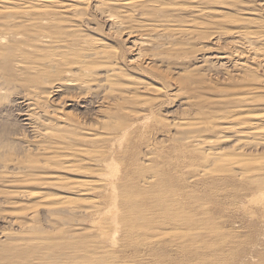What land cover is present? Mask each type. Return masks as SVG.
Masks as SVG:
<instances>
[{
	"label": "rangeland",
	"instance_id": "1",
	"mask_svg": "<svg viewBox=\"0 0 264 264\" xmlns=\"http://www.w3.org/2000/svg\"><path fill=\"white\" fill-rule=\"evenodd\" d=\"M71 1H73L75 3V5L78 6L80 9H82V8L84 9V10L79 11L80 15H81V13H83L84 19H82L83 18L82 15L80 16L79 14H77L78 16L77 15L74 16V14H73L74 17H72L71 11L70 10L67 11V9H64L65 4H66V6H69L73 3ZM71 1H66L65 3H63L61 5L56 4V5H54L55 8L54 9L52 8L51 10L54 12L59 10L57 12L61 13L63 19L66 18L65 22L68 26L67 25H65V26L70 27L69 28L70 31H78V33L81 36L83 35L82 37L86 36V37H90V38H95L96 40L99 39L100 41H103L106 45H108L110 47L113 54L115 53L114 54V56H115L114 57V64L116 65V68L120 69V67H121L122 74L124 76H126L125 80H124V78L122 79L124 81V84L130 83L131 81H133L132 79H137V80L144 81V83L147 82L148 84H153L155 86L161 85L163 88L162 87H159V88H161L162 91L164 90V87L165 88L167 87L166 90H164V92L160 93L159 97L153 96V95L149 96V95H147L148 93L147 94L141 93V92L137 93V96L143 97L142 99L140 98V100H143L145 97H151L153 99L159 100L156 103V105H158L157 108H155V110H152L153 114L150 113L151 107H148V109L147 108L143 109V112L147 113V114H143V115L149 116V118H151V120H148V122H147V120L145 122L144 120L141 119L143 117L142 114H139L136 116L135 115L129 116V114L125 115V116H123L124 114L123 115L112 114L111 115L112 119L109 116V114L108 115L106 114L107 117L108 116L110 117L109 120H111V121L108 120V122H107V120L104 118L105 114L102 115V113L100 114V113H98V111H96V110H98V108L96 106H98L100 103V100H99V103L97 102V100L99 98V93H98V97L95 96V94L90 93L91 94L90 95L91 98H90L89 94L88 95L86 94L87 93L86 89L85 90L84 89H82V90L73 89L74 90L73 93H70L73 91L72 89H69V90L66 89V90H64L65 92L63 91L57 95H56V93H53L49 97V102H48L49 106L47 108H45V110L47 109L49 111L52 109L56 110L57 114L61 115V116H59L55 113H53L54 115L49 114L50 118H52V116L55 117V118L53 117L54 119L52 118L53 120L58 118L59 119L58 122L60 124L70 123L73 121L72 124L73 125L75 124L74 126L77 127V125L80 122L81 125L80 124L79 125L82 127H85L84 125H86V129H88L87 125H88V127H91V129L94 128V126L97 127L99 124H101V122L104 121V119L106 122V123L105 122L103 123L104 126L107 125L109 122L110 123L112 122L114 128L120 127L121 125L116 124V123H122L123 121L128 125H132V124L136 123L135 125H132L134 129L131 130L132 132H130V134L127 138V140H130L132 138V141L131 142L129 141L128 143H126L128 146L125 144V146H126L125 150H127L126 156H128L129 160H127L128 158H125L124 159L125 163H124V161H118V163H117L118 166H115L114 169L116 170V173L118 174V176H122L125 174V172H127V176H129V173H130L132 175V177L134 176L135 178H138V179L144 173H145L144 176H146V175L150 176V175H152V172H150V171L160 169V170H158L159 171L158 174L159 173H160L159 175L162 174V177L164 176L163 179L165 181H163V179L160 180L162 177H160V178L156 177L158 174H156L157 173L156 172L155 173L156 175H155L154 174L155 171H154L153 175H155V181L153 183L155 185H159L161 183L159 185L161 189H159V186H156L157 187L156 188L155 185H154V188L151 189V187H153V185H151L150 190H148L149 194L144 193V192H146V190L149 187L148 188L145 187V188H147L145 190L142 187V185L140 184V182H138L139 184L137 183L136 185H138V186L140 185L141 187H139V189L133 188L131 185L135 186V183L133 181L129 180L130 177L126 178V181H128V183H127L128 187L131 186V188H132V189L131 188L129 189L127 187V192L130 193L132 191L130 193V195L128 193V196L133 195V197H134L135 195L132 193L136 194V192H137L140 194V195L138 194L139 199L146 197V200L140 199L141 200L140 201L138 199V201H140V203L142 204V206L144 205V207H142L138 211V213H137L138 215L136 214L137 216L134 215V216H136V218L134 217L133 220L137 219L139 221V223H141V226L143 228L150 224V228L153 231L151 232L149 226H147L146 229H149L150 232H148L149 234H147L145 236L144 232L141 233L143 230L140 231L137 227V224L133 225V223H135V222H133L132 225L137 227L136 232H135V230L130 231L131 234H130V236H128L130 232L129 231L126 232V228H124V230L122 231L124 234L122 232L121 233L115 232V233H113V236L111 235V238H109V241L103 242V240L101 241L100 238L97 237L98 236L97 234H99V231H98L99 228H97V227H104V228L113 229V225L110 224L111 220L109 222V218H111V216L108 215V216H100L98 218H95V220L97 219L96 220L97 223H96V225H94L93 222L95 220L92 222V219L90 220L89 217H87L88 220L85 218L81 219L84 216L81 217L82 215L80 216V214L78 215V213L59 212L57 214H52V213L47 211L48 207L53 206L56 203H58L59 202L58 199L61 197H64V196L67 198H70V199L62 200V201H66V202L68 201L67 203L71 202L70 200H72L73 198H74L73 200H79V199L85 200L83 202L85 204H81L82 202H77V201L75 202L76 206H77V204H78V206L81 204L80 206L82 207V209H84V208L87 209L88 206L90 205V203H89L90 201H94L96 203V205L98 206L97 208H103L104 209L106 206L109 205L108 204L109 200L105 196L102 197V195H100L101 194L100 191H97L98 194L96 192L95 193H93V192L88 193L89 195H86L87 197L85 195L84 196H76L72 192H70V190L65 189L68 187V185H66L65 187L59 186V188H57V187L52 188L55 185L54 183H53V185H51L53 182L52 181L53 179H51V177L55 176L57 174H60L58 176H60L62 178L64 177L66 179L64 181L71 184V186L73 183L75 184L78 182H90L93 185L94 184L98 185L101 183V177H98V176L89 177V174H83L82 175L80 172L77 173L76 171H75V173L74 172L72 173L71 171H65L64 172L63 168L61 169L63 172L60 171V173H59V171L55 170L57 168L51 169L52 168L51 167V168L47 169L48 171L47 170L46 171H40L42 173H40V172L38 173L40 176L45 178L44 181H43L42 177L39 178V176L36 175L38 177H36V176H34V177L36 179L39 178V180L42 182H40L39 180H36L35 178H32V179H35V181H32L31 182L32 184L29 182L30 185L27 183H23V182L19 183L18 182L20 185L17 184L16 186L13 187L12 184L8 185V183L6 182L7 181L6 178H2L1 177L2 175H0V182H2L0 184V189H1L0 192H2L4 189L6 190V191L4 190L2 192L4 195L2 193L0 194V264H39V263L40 264H47V263L48 264H64V263L68 264L70 262H71L70 264H80L81 261H82V263L83 262H85V263L90 262L92 264L93 263L94 264L95 263L102 264V261H103V264H105V262L107 260H110L111 254H112L111 258H113V255H114L113 251L114 250L116 253L115 256L117 255V257H119L120 259L122 258L121 260H124L123 264H125V262H130V261H131L130 262L131 264H134V263L136 264V261L141 262V263H137V264H143L144 262H146V264H155V263L159 264V262H160V264H171V262L173 264H179V263L180 264H264V202H263L264 201V178H263L264 175L263 174H262V176L260 175V177H262L261 179H259L260 177L254 178L255 173L258 172V169L255 170L254 167L258 168L259 165L263 166V164H261V162H263L264 160L259 159L260 160L259 161V160L255 159V161H254L251 159L255 163L250 161V160L249 161L246 160L247 162L251 163L250 165L253 164V166H254L253 167V166L249 165L247 167V170H246V171L251 170L249 172V174H251L253 176L252 177L251 175H249L250 178H252L251 180H249L250 179V178H248L249 176L246 179L244 178V180H241L243 177L242 174L245 171L237 172V174L239 175V177H237V178H234V177L228 175L226 172H223V171L222 172L224 174L222 173V175L221 174L219 175V173H221L220 170H223V168H221L219 166L217 167L216 165L215 166L218 169H216V167H214V166H211L213 168L211 170L209 169L208 171L209 172L214 171L213 173H215L218 170V172L216 173L217 175L213 174V176L207 175L205 178H199V177L195 178L194 177L195 173L200 171L199 167L202 165L201 156L199 154H197V152L195 151L194 148L187 146L186 142L184 143V136L182 137V135L179 134L180 137L178 138V132H180V131L175 130L176 128L175 129L173 128L174 127L173 123L175 121L179 122L180 120H182V118L186 119L187 118V117H185L186 115L189 116V118H190V116L192 118L196 114H198V116H196L198 118L194 117L195 120L198 119V120H201L202 122L206 121L205 123L210 122L211 124H215L217 127L221 128V126H223L222 124L226 121L220 120V122H219L217 120V118H219V116L222 117V116L230 115V113H233V110H234V109H230L231 108L230 104L228 105V103H227V105H226V103H223V102H226V100L231 99V98L233 99V98H235V96L237 97L239 95L240 96H246V95H248L247 93L252 91L250 93L251 96L255 95V97L256 96L262 97L263 101H264V65H263L264 61L261 59H260V61H259V59H258V61L257 60L253 61L254 59L252 58V56L246 54L247 52H243L246 54V55L244 54L245 56L244 55L243 56L236 55L238 57L237 58L235 56L234 52H231V51H233V49L231 47H229V46H232V44L229 45V43L231 41L235 40L234 43L236 42L237 47L238 46L241 47V48L239 47L238 50L242 49L243 51H245V50L247 51V49H245V46H241L240 40L236 38L238 36L240 38V33L245 31L246 29L248 31L252 30L251 32L255 33V34H256V32L259 33V31H260L261 32L260 34L264 35L263 34L264 33V5H262L264 3V0H238V1L237 0H209V1L208 0H205V1L201 0L200 1L201 7H205V8L209 7V9H211L210 11L211 12L213 11V13L208 18H200V17L192 14V11H190L188 9H193V8H191V5L196 6V4H194L192 2H191V4H190V2L186 3V7H188L187 4L189 5V7H188L187 11L183 14V20L180 21V24L186 25V29L190 28V31L192 30L193 34H191V36L194 38V40H197V42L193 41L192 38H191V40L186 39V42L188 41L187 43L190 42V44L187 45L188 47L187 46L184 47L182 45H177V46H179V49L177 46L175 47V46L170 45L169 48L172 47L171 49L173 51L171 49L167 48V46H168L167 40L164 43L165 46L160 47V49L155 48V46H154L155 50H153L154 48L151 46H142V48H140V49L142 50V53L145 54V57L152 56V55L155 57L158 55H160V56L156 57V59L158 58V61H157L158 64L156 62L154 64L151 63V64L147 65V63H149V61L145 62V59H144V63H143V61H141V63H139L138 68L141 67L140 69H136L135 67L131 66L128 62L129 59L132 57V55L137 53V52H135L134 47H132V43H131V41L134 39L133 36L137 37L136 34L132 33V35L130 34L131 36L127 35V34L131 33L130 32L131 27H129L130 25H125L126 27L124 26L123 28H122V26H120V28H119V26H112L111 22L106 21L101 14L92 10V6H93L92 4L94 2L93 0H71ZM79 1H82V3ZM87 2L89 3L88 4L89 7L87 6V8H86V6H84V4ZM221 3H224V4H221ZM225 3H226V5H225ZM234 4H236V5H234ZM57 6H59V7H57ZM223 15H225V16H223ZM76 16H77V18H76ZM79 16L82 18H80ZM85 17H86V19H85ZM67 18L68 19L72 18V19L68 21ZM236 18H238V19H236ZM197 19H199L200 21ZM221 19L222 20L225 19L224 22L221 21ZM233 20H235V21H233ZM198 21L200 23H198ZM188 22H190V23H188ZM217 22H219L220 24ZM226 22H228V23H226ZM246 23H247V25H245ZM196 24H198V25H196ZM76 25H77V27H76ZM198 27L200 28V30H197ZM125 28H126V30H125ZM240 28H242V30L243 29L244 30L242 31V30H240ZM76 29H78V30H76ZM194 29H195V33L197 31H198L197 33H200V36H198L197 33H196L197 35L194 34ZM120 30H121V32H120ZM255 30H257V31L254 32ZM214 31H217V32H214ZM223 31L226 34H224ZM220 32L225 36H223V38H222L223 40L218 41V42H220V43H218V42H215V40H213V39L216 36H219ZM204 33L206 34L207 37H205ZM143 34H146V32H144ZM207 34H209V35H207ZM208 36H211V37H209V38H211V40L208 39ZM198 38H199V40H198ZM238 41H239V43H237ZM192 42H193V44H192ZM194 42L197 44V46ZM184 43H185V41H184ZM224 43H225V46H224ZM231 43H233V42H231ZM190 45H191V48H193V49L190 48ZM260 45L261 44H257V46H260ZM211 48H213V49H211ZM161 49H163L164 51ZM165 49L167 52L165 51ZM229 49H230V51H229ZM169 50H171V51L168 52ZM193 50L195 52H193ZM158 51H160V52L163 51L162 52L163 54H161ZM222 51L224 52V54H229V55L231 54L230 56L234 58V59L232 58L233 61H237V60L240 61L241 60L242 62H245V63L247 62V65H248V67H250V69H246V70L248 73L252 74L251 76H253V77H251L250 74L245 73L246 70L241 71L239 69V71H238V69L237 70L232 69L231 66H229L230 64H228L226 66L227 68L223 67L224 70L225 69L229 70L228 74L226 71L222 70L223 68L221 67L222 68V69H220L221 70L220 72L222 74L221 75L219 72H217L218 73L217 74L214 72V70H213V72L211 71L212 70L211 62L208 64L209 66L203 65L204 63H200L201 59H199V58L201 56H203V55H209V57L215 56V54H218ZM225 51H227V53ZM155 52H156V54H154ZM170 53H172V54H170ZM184 53H185V55H183ZM146 54H147V56H146ZM173 55H174V57H173ZM164 56H165V58H163ZM180 57H182V59ZM186 57L189 59L186 60ZM241 57H242V59H241ZM159 58L160 59L163 58L162 60H164V62L160 61ZM211 60L214 62H217V60L215 58H212ZM190 61H191V63H190ZM117 62H119V63L117 64ZM161 63H164L165 66H161ZM188 65H190V66H188ZM192 65L194 67H197V68H198V66L201 67V65H202L204 72H203L202 67L201 68L199 67L200 69L198 68L197 70L195 68L197 73H191L192 75L187 74L188 72H184L186 68L190 67V69H192L191 68V67H193ZM218 65L219 64L217 63L216 66H214L215 70H216V68L217 69L220 68ZM206 67H208V68H206ZM157 69H159V72L161 74L158 72ZM208 69H211L210 71L212 73L208 72ZM230 69H232V70H230ZM251 69H252V71H251ZM155 70L158 73H156ZM168 70H169L170 76L167 74ZM205 70H206V72H205ZM102 71L104 72V70H102ZM102 71L99 70V73H102ZM222 71L224 74L222 73ZM163 74H164V76L165 75L168 76L169 79L167 78L165 81L166 76L162 77ZM197 74H198V76H197ZM229 74H230V76H229ZM246 74H248V76ZM188 75H190V76H188ZM236 75H238V76H236ZM239 76H240V79H237ZM186 77H188V79ZM190 77L192 80L190 79ZM242 77L244 80H242ZM101 78L102 77L100 76L98 82L100 80H102ZM233 78H234V80H233ZM252 78H255V79H252ZM203 79H204V81H203ZM210 79H211V82L209 81ZM248 79L250 81H248ZM162 81H164L166 84H164V82H162ZM235 82L237 84H235ZM97 83L95 84V86L97 85ZM160 83H162L163 85ZM12 87H15V86H11L10 88L8 87L10 90H9V92H6L5 94H7V93L8 94L10 93V94H9V96L6 95V98H5L6 100H4V99H3L4 101L2 100V103L8 105L9 108L14 103L13 102L11 104V102H10L11 100L14 101L15 99L22 98V99L17 100L16 104H18V102L21 103L23 99H28L26 96L27 94H25V96H24V94L19 93L20 90H22L21 92L24 91L23 88L20 87L21 89H19V88H18L19 90L16 89L17 92L19 93V94L18 93L16 94L14 89H13V91L11 90ZM25 87H24V89H25ZM182 89H184V90L182 91ZM223 89H224V91H223ZM242 89H244L245 91ZM134 90H135V92L138 91L137 87L134 88L132 90V92H134ZM218 90H219V92H218ZM230 90L232 92H230ZM234 90H236V91H234ZM25 91L27 92V89H25ZM25 91L23 93H26ZM67 91H70L69 92L70 94L69 93L67 94L66 93ZM80 91H81V93H80ZM13 92H15V94H12ZM76 93L77 94L80 93L79 96H77ZM235 93H236V95H234ZM252 93H254V95ZM64 94H67V95H64ZM71 94H72V96H71ZM83 94H86L87 96L86 95L84 96ZM225 94H227V96ZM17 95H19V97ZM92 95H94V98ZM200 95L202 96V98H200L201 97ZM250 95H248V96H250ZM3 96H5V95H3ZM63 96H64V99L62 98ZM69 96H71V97H69ZM82 96L88 97V98H83ZM79 97H80V100H79L80 104H79V102L72 101V99H75V98H76V100H78ZM95 97H97L96 101H95V99H96ZM209 97H210V100L208 102V100H206V99H209ZM223 97L225 100L223 99ZM59 98H60V100H59ZM91 99L92 100L94 99L93 101H95L97 104L95 102L91 101ZM199 99H200V101H199ZM220 100L223 104L220 103ZM185 101H187V102H185ZM90 102L93 103V105ZM183 102H185V103H183ZM189 102H190V104H189ZM75 103L78 104V107H77V104H75ZM94 103L96 106L94 105ZM186 103H188L189 106ZM72 104L75 106H73ZM184 104L186 105V107ZM192 104H193V106H192ZM20 105L21 104H18L16 108L17 109L20 108ZM88 105H89V107H88ZM254 105H255V108H254ZM254 105L253 104L247 105L248 108L246 107L247 109L245 108L244 112L248 113L247 116L249 119L247 118V120L250 124L255 123V121H257L259 119V121H257L258 123L256 122V124H258V125H256V127L260 128L261 131L260 130L259 131L260 132L263 131L262 133L264 134V129H263L264 128V121H263L264 118L262 117V115H264V102H261L258 104L256 103ZM257 105H259V106H257ZM81 106H82V108H81ZM209 106H211V107H209ZM249 106L250 107L253 106L254 109L252 107L249 108ZM49 107L50 108L53 107V108L50 109ZM190 107L193 109H190ZM196 107H198V108H196ZM9 108L6 110L8 112L10 111L9 113L4 111L3 114L4 113H6V114L0 115V116H5L2 118L3 120L0 119V142L3 143V141H5V143H3L4 145L0 143V148H1L0 154H2V156L0 155V164H2V165H0V167L2 168V170H1V168H0V170L2 171V173L3 172L5 173V171L9 172V169H12L14 173L19 171V169H15V168L13 169V167H11L12 165L9 166L7 168V170L5 169V171H3V169L5 168V164H3L1 161L2 160L4 161V159H5V161L7 162V157H8V159L10 158L9 160H13L16 163L18 161L17 167L20 168V167H22V166H20V165H22V161L25 162L24 164L27 165L28 161L32 162L31 160H34L36 158H37V160H40L41 158H39V157H43V155H44L43 154L44 152L42 153L43 155L40 156V153H38L36 150H33V149H36L35 144H33V139H32L34 136L31 135L32 133L27 127H24V125L21 122L19 123V121H21L20 117L17 116V114H15L14 112H13V114H11L12 111L9 110ZM22 108L23 107L21 105V109ZM186 108H188V110ZM194 108L196 110H194ZM199 108L202 110H200ZM241 108L242 107L239 106L237 109L239 110ZM92 109L94 112L92 111ZM184 109H186L185 110L186 112L184 111ZM192 110H193V112H191ZM214 110H215V112H214ZM203 111L205 113H203ZM229 111H231V112L229 114H226V112H229ZM260 111H262V113ZM184 112H185V114H184ZM200 112H202V113H200ZM219 112H221V113H219ZM68 113L69 114L74 113V114L69 115ZM187 113H189V115ZM257 113H258V116H260V118L257 117ZM76 114H77V116L79 115V117H77ZM221 114H222V116H221ZM252 114L256 115V116L253 115L256 120L253 118V116H251V118L249 117V115H252ZM73 115H75V116H73ZM101 115H102V118H101ZM213 115L214 116L216 115V118ZM64 116H65V118H64ZM70 116L73 118H71ZM113 116L116 120L119 118L118 120L120 122L118 120L114 121ZM128 116H129V118H128ZM201 116H202V118H201ZM6 117H8L9 119ZM62 117L64 119H62ZM210 117H211V119H210ZM261 117H262V119H261ZM37 119H39V118H37ZM68 119H70V120H68ZM202 119H204V120H202ZM250 119L252 121H249ZM64 120H67V121H64ZM212 120H215V121H213V123H212ZM60 121L63 123H61ZM76 121H79V122L77 123ZM186 121H189V120L186 119ZM82 122H84L83 123L84 125L82 124ZM214 122H218V123L216 124ZM251 122H253V123H251ZM145 123H146V125H145ZM136 125H137V127H136ZM11 129H12V131H10ZM23 130H25V131H23ZM217 130H218V128L210 131V135L208 134L209 132L208 133H206V132L202 133L201 135L208 134V135H206L208 139H215L217 137H222V138L225 137L222 144H219L220 146L217 145V147L219 146L218 149H227V148L230 149V147L232 145H234L236 143V141L237 142L242 141L243 139H244L243 141H245L250 136V135H245L244 134L245 131H243V133H241V134H235L234 132L232 133L231 131H225V130L221 129V131L218 130V132H217ZM78 131H80V130H77V132ZM139 131H140V133H139ZM27 132H28V134H27ZM175 132H177V134ZM223 132H225V133H223ZM94 133H95V131H94ZM217 133H218V135H217ZM21 134H22V136H21ZM143 134H144V136H142ZM238 135H239V137H238ZM6 136H8V137H6ZM77 136H79L78 133H77ZM79 137H81V136H79ZM129 137H131V138H129ZM133 137H134V139H133ZM14 138H16V139H14ZM83 138H85V136H83ZM198 139H200V138H198ZM263 139H264V137H263ZM50 140L51 139H49L48 142ZM227 140H229V141L227 142ZM160 141H162V142H160ZM181 141H183V142H181ZM211 141H213V140H211ZM9 143L13 146H11ZM65 144L66 143H64L62 146H65ZM41 145H46V144L43 143ZM66 145L68 146L69 149H71V151L74 150L72 148V146H69V144H66ZM148 145H150L154 151L158 149L156 151L158 153H156V154H157V156H160V157H158L160 159H158L156 155H153V153H151V152H154L153 150L150 151L151 154H148L149 153L147 151ZM156 145H158V146H156ZM8 146H10V147H8ZM48 146H49V144H48ZM48 146H45V147H48ZM52 146L56 147V145L54 146L53 144L49 147H52ZM105 146H106L105 147L106 150H107V148L108 149L110 148L109 150L113 151L112 146H110V145H108V146L105 145ZM5 147L6 148L8 147V148L6 149ZM217 147H216V149H217ZM9 148L11 149L10 150L11 155H10ZM13 148H15L14 149L15 151L13 150ZM23 148H25L26 150H24ZM39 148H41V147H39ZM87 148L89 151L94 150L93 145H91V144L88 146L86 145V147H84V150H86ZM96 149H98V148H96ZM117 149H119V148H117ZM117 149L115 148V150H117ZM20 150H21V152H20ZM30 150H31V152L28 155L27 153ZM32 150L34 151V153ZM176 150H178L179 152ZM245 152H246V150H245ZM251 152H255L254 154H257V153L261 154V153H263V149L258 148V150L254 149L252 151H247L246 154L251 153ZM15 153H16V156H14ZM19 153H22V154H19ZM24 153H25V156H24ZM177 153H178V155H177ZM184 153L186 156L184 155ZM81 154H83V153H81ZM3 155H5L4 158H3ZM51 155L54 156L55 154L54 155L49 154L46 156H51ZM152 155H153V157H152ZM83 156L85 157V155H83ZM124 156H125V154H124ZM147 156L150 157L151 159H148ZM12 157H16V159L14 160V158H12ZM246 157H248V156H246ZM20 158L22 161H20ZM23 158H25V160ZM28 158H30V159H28ZM132 158H133V160H132ZM177 158L180 160H178ZM27 159H28V161H27ZM42 159H44V157ZM83 159H86V157ZM117 159H119V158H117ZM146 160H149V161H146ZM19 161L21 162L20 164H19ZM93 161H95V160H93ZM93 161L90 162L91 165H94L95 162H93ZM155 161L156 162L158 161V162L156 163ZM88 162L89 161H87L86 163L88 165H90ZM92 162H93V164H92ZM147 162L148 163L150 162L149 163L151 165L150 168L153 169V167H154L153 170H151L148 165L145 167V163L148 164ZM256 162H257V164H256ZM24 164H23L22 168H25V167H28V168L20 169V171H19L20 172V178H22L26 169H27V171L25 173H27V172L29 173V171L31 173H33L31 171V169L33 167L31 169H29L31 167L30 163L28 166H24ZM143 164H144V166H143ZM174 165L175 166L178 165V167H175ZM186 166H187V168H186ZM160 167L162 168V170ZM164 167H166V168H164ZM60 168L61 167H59V169ZM140 168H143L144 172H141L139 170ZM219 168H221V169L219 170ZM28 169H29V171H28ZM175 169H176V171H175ZM12 170L10 172H12ZM23 170H24V172H22ZM163 170L166 172L164 173ZM190 170H191V172H190L191 177H189L190 176L189 175ZM224 170H226V169H224ZM139 172H141V174H139ZM211 172H210V174H212ZM21 173H23V174L21 175ZM28 173H27L26 177L27 178L32 177L33 174L30 173V175H29ZM172 174H174L175 177ZM28 175H29V177H28ZM44 175L47 177H45ZM26 177H23L22 180H24V178H26ZM255 179L257 181H255ZM36 181H37V186H36ZM50 181H52V182H50ZM69 181H71L73 183H70ZM157 181H159L160 183L158 184ZM170 181H172V182H170ZM253 181H255V185L253 184ZM131 182H133L134 184ZM256 182L260 185L256 184ZM38 183H40V184H38ZM165 185L168 186V189L170 188L169 191H172V193L166 191L167 187H166V189H165V187H163ZM38 186H40V187L38 188ZM48 186H49V188H48ZM77 186H79V185H74L73 187H77ZM183 187H184V189H183ZM60 188H61V190H59ZM68 188H70V186ZM155 188L159 189V191L156 190L157 191L156 195L158 196V194H159L161 196L156 197ZM258 188L259 189L261 188V189L259 190ZM81 189H83V188H81ZM141 189H143L144 191ZM164 189H165L166 193L165 192L161 193L160 191L161 190L163 191ZM174 190L177 191V194ZM5 193H6V195H5ZM141 193H144L145 195L143 194L144 196H142ZM151 193H153L154 195L151 196L150 195ZM7 194H9L10 197H8L9 195H7ZM162 194H166V195H162ZM174 194L178 195V198H176L177 196ZM13 195H14V197H13ZM148 195H150L151 198ZM179 195H180V197H179ZM134 198H137V197H134ZM177 199L179 200V202ZM133 201H132V203L134 204ZM119 203H118V206L123 207V209L121 207V209L119 210V213L120 212L123 213V214H119V217L121 218L124 216V211H122V210L126 209V207L124 208V206L119 205ZM140 203L138 202L136 206H140V205H138ZM145 203L147 205H145ZM176 203L177 204L180 203V204H178V206H177ZM147 209H150V210H147ZM151 210L154 212L152 213ZM126 211H128V210L127 209L125 210V213H127V215H128L129 212H126ZM148 211H150V212H148ZM157 212L160 215H158ZM163 212H164V214H162ZM145 213L148 215H150V213H152L151 215H154V216H151V218L148 219L149 216H148V218H146L147 215L146 216L143 215ZM103 214L104 213H100V215H103ZM50 215H51V217H50ZM127 215H125V217H127ZM75 216L76 217L78 216V219H81L82 221H80V220L78 221L77 218L75 219L74 218ZM129 216H133V215L129 214ZM56 217L60 218V220L57 219ZM52 218H53V220H51ZM55 218L57 220H55ZM177 220H178V222H176ZM90 221L92 222L91 224H90ZM115 221L117 222L118 220H115ZM121 221L122 220H119V222L123 224L124 222L123 221L121 222ZM138 221H137V223H138ZM179 221H181V222L183 221V222L181 223ZM75 222H77V223H75ZM158 222L161 224V227H162L161 229L158 227V226H160V224ZM139 223H138V225H139ZM154 223L157 224V228H156V224H154ZM179 223H181V224H179ZM78 224L80 226L81 225L82 226L80 227ZM126 224L127 223H125V225L123 224L124 227H126ZM57 225H59L60 227ZM69 225L72 227H69ZM163 226L166 227V229H165L166 232H163V231H165V230H163V228H165ZM76 227H79V228H76ZM57 228H59L61 231ZM94 228H97V229L94 230ZM158 228H159V230L162 231L165 239H164V237H162L163 239L160 238L162 236V233L160 236L157 233L156 237L157 236L158 237L155 238L153 233H155L156 231L158 232L159 231ZM146 229L144 231H146ZM64 231H67L68 233L64 232ZM85 231H88V232H85ZM89 231H91L92 233H89ZM83 232H85V233H83ZM93 232H95V234ZM134 232H135V234L133 235ZM180 232H182V233H180ZM184 232H185L184 237L187 236V238L181 239L183 235L180 236V234H183ZM220 232L222 235L220 234ZM62 233L64 235H62ZM78 233H80V234L78 235ZM164 233L169 234V235L173 234L170 236L174 237V239L172 237L170 239L169 236L166 235L168 239L172 240V242L169 241L168 239H166V236ZM177 233H180V234H178L179 237H177L175 235ZM141 234H144V235H141ZM224 234H226L227 236ZM11 235H12V237H11ZM76 235H77V237H76ZM114 235L116 237H118V239ZM4 236H5V238H4ZM69 236L72 237V240ZM81 236H82V239H81ZM95 236L97 238H95ZM153 236H154V238H153ZM190 236H191V238H190ZM197 236H200V237H197ZM217 236H219V237H217ZM225 236H226V238H225ZM234 236H235V238H234ZM129 237H130V239H129ZM142 237L145 239V241H144V239L141 240ZM175 237H176V239H175ZM147 238H148V240H147ZM150 238H152V239L149 240ZM111 239H113V241ZM115 239L120 240V242L116 241ZM80 240H81V242H80ZM135 240H137V241H135ZM86 241H88V242H86ZM111 241L113 243H111ZM143 241L144 242L147 241V243H146L147 245H145V243H142ZM151 241L153 242V245H152ZM79 242H80V244H79ZM161 242L165 246L161 245V248H160L159 245ZM95 243H97V245ZM114 243H117V244H115L116 246L110 248V246L114 245ZM155 243H157L158 245ZM81 244H83V246ZM140 244H142V245H140ZM170 244L172 245L171 249H170ZM123 245H124V247H123ZM133 245H135V246H133ZM155 245H157V246H155ZM173 245H175L174 248H173ZM81 246L84 248H81ZM126 246H128V247H126ZM158 246H159V248H158ZM176 246H177V248H176ZM179 246H182V247L179 248ZM76 247L78 250L76 249ZM138 247H139V249H137ZM140 247H142V248H140ZM151 247H152V249H151ZM64 248H66L69 252ZM147 248H149V249H147ZM178 248L182 251L183 254L181 253V251L178 250ZM57 249H59V250H57ZM111 249H113L112 252H110ZM167 249H169V250H167ZM81 250L83 252L85 251L84 254L86 252L87 253L84 255ZM108 250H109V253H108ZM162 250H164L165 252L163 251L164 252L163 253ZM177 250H178V252H177ZM51 251H52V253H50ZM118 251H120V252H118ZM190 252H191V254H190ZM74 253H77V255H75ZM188 253H189V255H188ZM44 254H45V256H44ZM68 254H70V255H68ZM160 254H162V255H160ZM177 254H179V255H177ZM63 255L65 257H63ZM33 256H35V257H33ZM96 256H98V257H96ZM49 257H50V259H49ZM180 257H181V260H180ZM186 257H188V258H186ZM33 258H34L35 263L32 262ZM97 258L98 259L100 258L101 261H98ZM221 258H222V260H220ZM142 259H144V260L142 261ZM37 260H39V261H37ZM73 260H74V262H73ZM173 260H174V262H173ZM195 260H197V261H195ZM76 261H77V263H75ZM94 261H96V262H94ZM175 261H177V262H175ZM57 262H59V263H57ZM118 264H121V262H119Z\"/></svg>",
	"mask_w": 264,
	"mask_h": 264
},
{
	"label": "bare ground",
	"instance_id": "2",
	"mask_svg": "<svg viewBox=\"0 0 264 264\" xmlns=\"http://www.w3.org/2000/svg\"><path fill=\"white\" fill-rule=\"evenodd\" d=\"M66 1H71V0H0V115L3 114L4 111H6L9 106L2 103V100H6V95L9 96V94H5L6 92H9V88L11 86H15V87H12V91L13 89L15 90L16 94L18 93L16 89H21L23 88V90L25 91V89H27V92L26 93H23L21 92L22 90H20L19 93H22L24 94H27V98L28 99H23L22 102H18V104H21L22 105V109H21V105H20V108H16L18 104L17 103V100L19 99H22V98H18V99H15L17 96L19 97V95H17L14 99V101H10L11 104L13 103V105L9 108V110H11V114H13V112L15 114H17V116L20 117L21 121H19V123L21 122L24 127H27L30 131H31V135H33L34 137L32 138L33 139V144H35V147L36 149H33V150H36L38 153H40V156L43 155L44 159H42L43 157H39L41 158L40 160H37L34 159V160H31L32 162H29L28 158L27 159V165L24 164L25 162H23L20 158V161H22V166L23 167V164L24 166H28L29 163H30V168L31 171L33 173H31L29 171V175L30 173L33 174L32 177L30 178H27V173H25L27 171L24 172V170L21 173V175L23 174L22 178H20V169H25V168H28V167H25V168H18V161L17 163L13 160H9L8 157H7V162L2 160L1 162L3 164H5V168L3 169V171H5V169L7 170V168L9 166L13 167V169H19V171H17L16 173L13 172L12 169H9V172L12 170V172H6L5 173L3 172L2 173V168L0 170V175H2L1 177L2 178H6V182L9 184H12V186H16L17 184H19L20 182H23V183H27L30 185V183L32 181H35V177L36 175L39 176V178H41L42 176H40L38 173L40 171H46L47 169L51 168V169H54V168H57L55 170L60 171L61 172H65V171H71L72 173L75 171L77 173H81L82 175L83 174H89V177H94V176H98V177H101V183L100 184H91L90 182H78V183H73L71 181H69L70 183H73L72 186L71 184H69L68 182L64 181L66 180L64 177H60L58 175L60 174H57L55 176H50L51 179H53L52 181V184L53 183L55 184L52 188H59V186H66L68 185V187L70 186V188H65L66 190H70V192H72L74 195L76 196H86V195H89L88 193H97V191H100L102 195V197H106L108 200H109V205L106 206L104 209L103 208H97L98 206L96 205V203L94 201H90V207L88 206L87 209H82V207L80 206L81 204H85L83 203L85 200H70L71 202L67 203L66 201H62V200H65V199H70V198H67V197H61L59 198V202L56 203L55 205L53 206H50L47 208V211L52 213V214H57L59 212H67V213H78V215L80 214L81 219H87V217H89V219L91 220L92 219V222L95 220V218H98L100 216H111V218H109V222L110 224L113 225V229H110V228H104V227H97L99 228L98 231H99V234H97L100 238V240L103 242L105 241H109V238H111V235L113 236V233L117 232V233H121L124 228H126V232H130V231H133L135 230L136 232V229L138 227V229L140 231H142L141 233L144 232L145 236L147 234H149L148 232H152L153 230L150 228V224L147 225L149 226L150 228V231L149 229H146L147 226H145L144 228L141 226V223H139V221L136 219L133 220V218L138 215V211L144 207V205L142 206V204L140 203L141 200H146V197H143V198H140L139 199V196L136 192L135 193H132L134 194L135 196L134 197H137V198H134L133 195L132 196H128V193L127 192V183L128 181H126V178H129V180L133 181L135 183V186L131 185L133 188H136V189H139V187H141L140 185H136L138 182H140V184L142 185V187L146 190L148 187V189L146 190V194H149L148 193V190H150V186L153 185V187H151V189L154 188V181H155V175L158 174V170H154V171H150L152 172V175L150 176H144V174L141 175V177L138 179V178H135L134 176L132 177V175L129 173V176H127V172H125L124 175L122 176H118V174L116 173V170L114 169L115 166H118V161H124L125 158H128L127 155V150L126 149V146L125 144L128 143L129 141L131 142L132 141V138L130 140H127L130 132H132L131 130L134 129L132 125H135V124H132V125H128L126 124L124 121V123H116V124H120L121 126L118 127V128H114L113 127V123L111 124L110 122L107 124V125H103V123L105 122V119L109 120V118L111 117L112 114H118V115H139V114H147L145 112H143V109L147 108L148 107H151V110H150V113L153 114V111L152 110H155V108H157L158 105H156L157 99H153L151 97H145L143 100H140V98L142 99L143 97H139L137 96V93L138 92H141V93H148L147 95H153V96H158L160 95V93L164 92V90H166V88L164 87V90L162 91L161 88L159 87H162L161 85L160 86H155L153 84H148L147 82L144 83V81L142 80H137V79H132L133 81H131L130 83L128 84H124V81L122 80L124 78V80L126 79V76H124L122 74V69L120 67L119 68H116V65L114 64V54L113 52L111 51L110 47L108 45H106L103 41H100L99 39L96 40L95 38H90V37H82L78 31H70L69 28L70 27H67L68 25L66 24L65 22V19H63L62 15L60 12H57L59 10H57L56 12L52 11L51 9L55 8L54 5L56 4H63L65 3ZM93 6H92V10L93 11H96L97 13L101 14L104 19L108 22H111L112 23V26H122V28L125 26V25H130L129 27H131V33L127 34V35H132L133 34H136L137 37L133 36L134 39L131 41L132 43V47H134V50L135 52H137L136 54H133L132 57L129 59V64L133 67H135L136 69H140L138 68L139 66V63H141V61H143L144 63V59H145V62L149 61V63H147V65L151 64V63H156L158 61V58L156 59V57H159L160 55L158 56H146L145 57V54L142 53V50L140 48H142V46H151L154 48H158L160 49V47H164L165 46V41L167 40V48H169L170 45L172 46H177V45H182V46H187L190 44L186 42V39H190L191 38L193 39V41H196L197 40H194V38L191 36L192 33V30L190 31V28L186 29V25H182L180 24V21L183 20V14L187 11L189 5L187 4L188 7H186V3L191 2L196 4V6H193L191 5V8L193 9H188L190 11H192V14L200 17V18H208L212 13L213 11L211 12L209 9V7H201L200 5V1L201 0H93ZM205 1V0H204ZM209 1V0H208ZM238 1V0H237ZM73 2V1H71ZM82 3V1H79ZM84 2V1H83ZM90 2V1H89ZM196 2V3H195ZM213 2V1H212ZM260 2V1H259ZM69 3V2H68ZM74 3V2H73ZM71 4L69 6H66L65 4V8L64 9H67L71 11L72 13V17H74L75 15L79 14V11L81 10H84L83 8L80 9L78 6L74 4ZM80 4V3H79ZM88 2L84 4V6H88ZM215 4V3H214ZM221 4H224V3H221ZM78 5V4H77ZM83 5V4H82ZM209 5V4H208ZM218 5V4H217ZM226 5V3H225ZM236 5V4H234ZM264 5V3L262 4ZM80 6V5H79ZM233 6V5H232ZM249 6V5H248ZM59 7V6H57ZM63 7V6H62ZM67 7V8H66ZM89 7V6H88ZM221 7V6H220ZM224 7V6H223ZM234 7V6H233ZM239 8V7H238ZM249 8V7H248ZM213 9V8H212ZM237 9V8H236ZM246 9V8H245ZM215 10V9H214ZM244 10V9H243ZM256 10V9H255ZM61 11V10H60ZM238 12V11H237ZM252 12V11H251ZM63 13V12H62ZM70 13V14H71ZM140 13V14H139ZM257 13V12H256ZM260 13V12H259ZM74 14V16H73ZM82 17H83V13H81ZM80 15V16H81ZM252 15V14H251ZM259 15V14H258ZM78 16V15H77ZM76 16V18H77ZM79 16V17H80ZM195 16V17H196ZM225 16V15H223ZM235 16V15H234ZM261 16V15H260ZM80 17V18H82ZM194 17V18H195ZM230 18V17H229ZM228 18V19H229ZM68 19V18H67ZM72 19V18H71ZM71 19H68L71 20ZM84 19V17L82 18ZM81 19V20H82ZM86 19V17H85ZM188 19V18H187ZM211 19V18H210ZM216 19V18H215ZM220 19V18H219ZM238 19V18H236ZM243 19V18H242ZM75 20V19H74ZM199 20V19H197ZM205 20V19H204ZM203 20V21H204ZM218 20V19H217ZM225 20V19H224ZM224 20L221 19V21L224 22ZM248 20V19H247ZM250 20V19H249ZM67 21V22H68ZM200 21V20H199ZM198 21V23H200ZM202 21V20H201ZM212 21V20H211ZM235 21V20H233ZM76 22V21H75ZM184 22V21H183ZM216 22V21H215ZM220 22V21H219ZM217 22V23H219ZM239 22V21H238ZM237 22V23H238ZM241 22V21H240ZM247 22V21H246ZM253 22V21H252ZM190 23V22H188ZM213 23V22H212ZM221 23V22H220ZM219 23V24H220ZM228 23V22H226ZM236 23V22H235ZM251 23V22H250ZM185 24V23H184ZM192 24V23H191ZM242 24V23H241ZM67 25V26H65ZM189 25V24H188ZM198 25V24H196ZM216 25V24H215ZM228 25V24H227ZM231 25V24H230ZM247 25V23L245 24ZM252 25V24H251ZM192 26V25H191ZM205 26V25H204ZM217 26V25H216ZM77 27V25H76ZM126 27V26H125ZM194 27V26H193ZM203 27V26H202ZM214 27V26H213ZM238 27V26H237ZM249 27V26H248ZM82 28V27H81ZM118 28V29H119ZM256 29V28H255ZM78 30V29H76ZM123 30V29H122ZM126 30V28H125ZM197 30H200V28L198 27ZM240 30H242V28H240ZM244 30V29H243ZM242 30V31H243ZM247 30V29H246ZM243 31L240 33V38L239 36L236 37L237 39L240 40V44L241 46H245V49H247V51H242L241 50H238V48L240 46L237 47V44L236 42L234 43V41H231L233 43H229V45L232 44V46H229L233 49V51L231 52H234L235 56L236 55H239V56H243L245 53L243 52H247L246 54L252 56V58L254 59L253 61L259 59L263 60L264 61V35H261L260 31L259 33H257L255 30L254 32L255 33H252L250 30L248 31ZM119 31V30H118ZM117 31V32H118ZM121 32V30H120ZM128 32V31H127ZM144 32H146V34H143ZM198 32V31H197ZM196 32V33H197ZM209 32V31H208ZM212 32V31H211ZM214 32H217V31H214ZM226 32V31H225ZM240 32V31H239ZM142 33V34H141ZM195 33V29H194V34ZM213 33V32H212ZM224 33V31H223ZM229 33V32H228ZM227 33V34H228ZM120 34V33H119ZM138 34V35H137ZM198 36H200V33H197ZM196 34V35H197ZM205 34V33H204ZM222 33L220 32V35L219 36H216L213 40H215V42H218L220 40H223V36L225 35H221ZM226 34V33H224ZM232 34V33H231ZM260 34V35H259ZM264 34V33H263ZM130 35V36H131ZM209 35V34H207ZM211 35V34H210ZM213 35V34H212ZM214 36V35H213ZM121 37V36H120ZM132 37V38H133ZM205 37L206 34H205ZM211 36H208V39L211 40V38H209ZM199 40V38H198ZM207 40V39H206ZM185 41V43H184ZM201 41V40H200ZM184 43V44H183ZM195 43V42H194ZM212 43V42H211ZM220 43V42H218ZM239 43V41L237 42ZM193 44V42H192ZM191 44V45H192ZM196 44V43H195ZM200 44V43H199ZM257 44H261L260 46H257ZM191 45H190V48H191ZM209 45V44H208ZM227 45V44H226ZM197 46V44H196ZM214 46V45H213ZM221 46V45H220ZM224 46H225V43H224ZM263 46V47H262ZM178 49H179V46H177ZM188 47V46H187ZM203 47V46H202ZM218 47V46H217ZM228 47V48H229ZM235 49H234V48ZM144 48V47H143ZM155 48L153 50H155ZM172 48V47H171ZM169 48V49H171ZM226 48V47H225ZM241 48V47H240ZM244 48V47H243ZM157 49V50H158ZM177 49V48H176ZM193 49V48H191ZM203 49V48H202ZM213 49V48H211ZM163 50V49H161ZM160 50V51H161ZM172 50V49H171ZM171 50H169L168 52H170ZM196 50V49H195ZM201 50V49H200ZM209 50V49H208ZM146 51V50H145ZM158 51V52H160ZM164 51V50H163ZM162 51V52H163ZM166 51V49H165ZM173 51V50H172ZM204 51V50H203ZM213 51V50H212ZM215 51V50H214ZM230 51V49H229ZM241 51V52H240ZM148 52V51H147ZM162 52H160L161 54H163ZM167 52V51H166ZM192 52V51H191ZM193 52H195L193 50ZM227 53V51H225ZM182 53V52H181ZM156 54V52L154 53ZM158 54V53H157ZM167 54V53H166ZM165 54V55H166ZM172 54V53H170ZM175 54V53H174ZM209 54V53H208ZM245 54V55H246ZM178 55V54H177ZM185 55V53L183 54ZM231 55V54H230ZM229 54H224V52H220L218 54H215V56H210L209 55H203L201 56L199 59H201L200 63H204L203 65H208L210 62L212 64V70L211 69H208V72H214L217 73L219 72L221 74V70L223 67H226L228 64H230L229 66H231L232 69H235L239 71V69L242 71L246 70V69H250V67H248L247 65V62H242L241 60H237V61H233L232 58ZM244 55V56H245ZM181 56V55H180ZM190 56V55H189ZM174 57V55H173ZM184 57V56H183ZM194 57V56H193ZM237 57V56H236ZM129 58V57H128ZM165 58V56L163 57ZM162 58V59H163ZM182 59V57H180ZM212 58H215L217 60V62H214L212 61L211 59ZM238 58V57H237ZM117 59V58H116ZM159 58L160 61H163ZM171 59V58H170ZM189 59L186 57V60ZM193 59V58H192ZM234 59V58H233ZM242 59V57H241ZM172 60V59H171ZM198 60V59H197ZM167 62V61H166ZM182 62V61H181ZM184 62V61H183ZM119 62H117L118 64ZM160 63V62H159ZM168 63V62H167ZM187 63V62H186ZM191 63V61H190ZM199 63V64H200ZM219 64L218 66L220 68H216L215 70V67L216 64ZM263 63V62H262ZM158 64V62H157ZM163 64V65H162ZM196 64V63H195ZM210 64V65H211ZM141 65V64H140ZM191 65V64H190ZM188 65V66H190ZM252 65V64H251ZM264 65V63H263ZM161 66H165L164 63H161ZM193 66V65H192ZM209 66V65H208ZM217 66V67H218ZM148 67V66H147ZM194 67V66H193ZM191 67L192 69L189 68H186L184 72H188L187 74H191V73H197L196 70L200 67L198 66L197 67ZM202 67V65H201ZM200 67V68H201ZM214 67V68H213ZM222 67V68H221ZM196 68V70H195ZM199 68V69H200ZM205 68V67H204ZM208 68V67H206ZM227 68V67H226ZM253 68V67H252ZM104 70V72L102 70ZM147 69V68H146ZM170 69V68H169ZM203 69V67H202ZM230 69V70H232ZM99 70L102 71V73H99ZM158 72H159V69H157ZM171 70V69H170ZM211 70V71H210ZM224 70V68L222 69ZM152 71V70H151ZM156 71V70H155ZM154 71V72H155ZM181 71V70H180ZM227 72V74L229 73L228 71L229 70H224ZM252 71V69H251ZM250 71V72H251ZM141 72V71H140ZM156 71V73H158ZM190 72V73H189ZM203 72H204V69H203ZM206 72V70H205ZM211 72V73H212ZM237 72V71H236ZM144 73V72H143ZM160 73V72H159ZM182 73V72H181ZM214 73V74H215ZM223 73V71H222ZM231 73V72H230ZM240 73V72H239ZM243 73V72H242ZM245 73H248L247 70ZM253 73V72H252ZM255 73V72H254ZM155 74V73H154ZM161 74V73H160ZM169 75V70H168V73ZM186 74V73H185ZM184 74V75H185ZM205 74V73H204ZM207 74V73H206ZM213 74V75H214ZM218 74V73H217ZM216 74V75H217ZM224 74V73H223ZM226 74V75H227ZM232 74V73H231ZM250 74V73H248ZM248 74H246L248 76ZM192 75V74H191ZM195 75V74H194ZM200 75V74H199ZM215 75V76H216ZM222 75V74H221ZM220 75V76H221ZM245 75V76H246ZM252 74H250L251 76ZM254 75V74H253ZM100 76L102 77L99 82V78ZM128 76V75H127ZM164 76V74L162 75V77ZM166 76V75H165ZM164 76V77H165ZM170 76V75H169ZM190 76V75H188ZM198 76V74H197ZM202 76V75H201ZM218 76V75H217ZM225 76V75H224ZM230 76V74H229ZM233 76V75H232ZM238 76V75H236ZM249 76V77H250ZM172 77V76H171ZM181 77V76H180ZM179 77V78H180ZM192 77V76H191ZM190 77V79H191ZM248 77V78H249ZM253 77V76H251ZM129 78V77H128ZM169 79L168 76L165 77V81L166 79ZM184 78V77H183ZM188 79V77H186ZM195 78V77H194ZM199 78V77H198ZM208 78V77H207ZM231 78V77H230ZM162 79V78H161ZM206 79V78H205ZM237 79H240V76L237 78ZM251 79V78H250ZM252 79H255V78H252ZM163 80V79H162ZM192 80V79H191ZM195 80V79H194ZM228 80V79H227ZM234 80V78H233ZM242 80L243 77H242ZM246 80V79H245ZM123 81V82H122ZM127 81V80H126ZM204 81V79H203ZM211 82V79L209 80ZM248 81H250L248 79ZM256 81V80H255ZM98 82V83H97ZM161 82V81H160ZM164 82V81H162ZM97 83V85L95 86V84ZM158 83V82H157ZM169 83V82H168ZM178 83V82H177ZM176 83V84H177ZM193 83V82H192ZM162 84V83H160ZM164 84H166L164 82ZM235 84H237L235 82ZM163 85V84H162ZM169 85V84H168ZM195 85V84H194ZM27 88H26V87ZM94 86V87H93ZM188 86V85H187ZM239 86V85H238ZM9 87V88H8ZM21 87V88H20ZM25 87V89H24ZM138 89V91L135 92H132V90L134 88ZM201 87V86H200ZM234 87V86H233ZM232 87V88H233ZM94 88V89H93ZM163 88V87H162ZM178 88V87H177ZM220 88V87H219ZM241 88V87H240ZM18 89V90H19ZM66 89H77V90H82V89H86L87 91V95L89 94V97H90V93H93L95 94V96L98 97V93H99V98L97 100V97H95V101L97 100V102L99 103V100H100V103L98 106L95 105V101H93L91 99V101L95 102L94 105L98 108V113H102V115L105 114V119L103 122H101V124H99L97 127L94 126V128L91 129V127H88L87 125V128L86 129V125H84L82 122V124L85 126V127H82L80 126V122L79 121H76L77 123L79 122V124L77 125V127H75L72 122L70 123H64V124H60L58 122V118L53 120L55 117L52 116V118L49 117V114H57V111L56 110H45V108H47L49 105H48V102H49V97L50 95H52L53 93H56L59 94L61 92H63L64 90ZM186 89V88H185ZM76 90V91H77ZM184 89H182L183 91ZM221 90V89H220ZM244 90V89H242ZM85 91V92H86ZM214 91V90H213ZM224 91V89H223ZM236 91V90H234ZM245 91V90H244ZM243 91V92H244ZM248 91V90H247ZM11 92V91H10ZM15 92H13L12 94H15ZM65 92V91H64ZM70 91H67L66 93L68 94ZM74 90L70 93H73ZM219 92V90H218ZM221 92V91H220ZM230 92H232L230 90ZM252 92V91H251ZM247 93L248 95H250V93ZM18 93V94H19ZM69 93V94H70ZM81 93V91H80ZM79 93V94H80ZM83 93V92H82ZM168 93V92H167ZM186 93V92H185ZM222 93V92H221ZM246 93V92H245ZM67 94H64V95H67ZM77 94V93H76ZM79 94H77V96H79ZM86 94H83L84 96ZM97 94V95H96ZM210 94V93H209ZM238 94V93H237ZM254 95V93H252ZM5 95V96H3ZM62 95V94H61ZM75 95V94H74ZM73 95V96H74ZM82 95V94H81ZM86 95V96H87ZM172 95V94H171ZM186 95V94H185ZM227 96V94H225ZM236 95V93L234 94ZM244 95V94H243ZM235 96V98H231V99H228L226 100V102H223V103H228V105L230 104L231 105V108L230 109H234L233 110V113H230L231 111L229 112H226V114H229L230 115H227V116H221L220 117L219 115V118H217V120L220 122L221 121H226L224 122L221 126V128L217 127L215 124H211L210 122L209 123H205V122H202L201 120H195L194 117L198 116V114H194L191 118H189V116H185L187 117L186 119H188L189 121H186V119H183L180 120L179 122L175 121L173 123L174 125V129L175 130H178L180 132H178V138L180 137L179 134L182 135V137L184 136V143L186 142V145L189 146V147H192L195 149V151L197 152V154H199L201 156V160H202V165L199 167L200 171L195 173L194 177H199V178H205L207 175H212L213 174H216L218 172H211L212 174H210V172L208 171L209 169L211 170L213 167L211 166H214V167H221L223 168V170H220L221 168H219V170L221 171V173H219V175L223 172H226L228 175L234 177V178H237L239 177V175L237 174V172H243L245 171L242 175V179L241 180H244V178L246 179L249 175V172L251 171H246L247 170V167L251 164L250 162H247V161H252L255 159L256 160H264V134L261 131L260 128L256 127V122L259 121V119L257 121H255V117L256 116L255 114H252V115H249V117L251 118V116H253V119L255 121V123L253 124H250L247 120L248 116L247 114L248 113H245L244 110L245 108L247 107V105H251V104H258V103H261V102H264L263 101V98L262 97H259V96ZM7 96V97H8ZM15 96V95H14ZM72 96V94H71ZM69 96V97H71ZM93 98H94V95H92ZM174 96V95H173ZM192 96V95H191ZM201 96V95H200ZM232 96V95H231ZM4 97V98H3ZM11 97V96H10ZM60 97V96H59ZM68 97V98H69ZM83 97V96H82ZM168 97V96H167ZM225 97V96H224ZM223 97V99H224ZM13 98V97H12ZM25 98V97H24ZM64 99V96L62 97ZM83 98H88V97H83ZM91 98V97H90ZM89 98V99H90ZM157 98V97H156ZM202 98V96L200 97ZM9 99V98H8ZM71 99V98H70ZM159 99V98H158ZM3 100V101H4ZM60 100V98H59ZM80 100V97L78 100L75 99H72V101L74 102H79ZM82 100V99H81ZM84 100V99H83ZM86 100V99H85ZM192 100V99H191ZM210 100V97L209 99H206ZM225 100V99H224ZM90 101V100H89ZM141 101V102H140ZM200 101V99H199ZM53 102V101H52ZM187 102V101H185ZM183 102V103H185ZM196 102V101H195ZM84 103V102H83ZM91 103V102H90ZM89 103V104H90ZM214 103V102H213ZM220 103L221 100H220ZM222 103V104H223ZM77 104V103H75ZM80 104V102H79ZM85 104V103H84ZM93 105V103H91ZM90 104V105H91ZM97 104V103H96ZM188 104V103H186ZM190 104V102H189ZM188 104V106H189ZM207 104V103H206ZM221 104V105H222ZM73 105V104H72ZM71 105V106H72ZM185 105V104H184ZM198 105V104H197ZM217 105V104H216ZM225 105V104H224ZM70 106V107H71ZM75 106V105H73ZM80 106V105H79ZM83 106V105H82ZM81 106V108H82ZM193 106V104H192ZM206 106V105H205ZM242 107L241 109H237L238 107ZM259 106V105H257ZM16 109H15V108ZM77 107H78V104H77ZM89 107V105H88ZM93 107V106H92ZM91 107V108H92ZM95 107V108H96ZM182 107V106H181ZM186 107V105H185ZM184 107V108H185ZM195 107V106H194ZM211 107V106H209ZM226 107V106H225ZM230 107V106H229ZM253 108V106H251ZM249 106V108H251ZM50 108V107H49ZM48 108V109H49ZM53 108V107H51ZM50 108V109H51ZM84 108V107H83ZM86 108V107H85ZM154 108V109H153ZM198 108V107H196ZM248 108V107H247ZM246 108V109H247ZM254 108H255V105H254ZM253 108V109H254ZM188 110V108H186ZM184 109V111L186 110ZM190 109H193L190 107ZM200 109V108H199ZM257 109V108H256ZM77 110V109H76ZM88 110V109H87ZM86 110V111H87ZM194 110H196L194 108ZM198 110V109H197ZM202 110V109H200ZM205 110V109H204ZM216 110V109H215ZM214 110V112H215ZM238 110V111H237ZM93 111V109H92ZM95 111V112H96ZM199 111V110H198ZM217 111V110H216ZM8 112V111H6ZM10 112V111H9ZM8 112V113H9ZM94 112V111H93ZM92 112V113H93ZM186 112V111H185ZM184 112V114H185ZM193 112V110L191 111ZM195 112V111H194ZM223 112V111H222ZM258 112V111H257ZM262 113V111H260ZM91 113V112H90ZM199 113V112H198ZM202 113V112H200ZM203 113H205L203 111ZM221 113V112H219ZM218 113V114H219ZM224 113V112H223ZM259 113V112H258ZM258 113H257V117L260 118V116H258ZM260 113V114H261ZM6 114V113H4ZM3 114V115H4ZM69 114V113H68ZM71 114H74V113H71ZM69 114V115H71ZM106 114L109 116L107 117ZM189 115V113H187ZM192 114V113H191ZM215 114V113H214ZM54 115V114H53ZM59 115V114H57ZM67 115V114H66ZM95 115V114H94ZM102 115H101V118H102ZM202 115V114H201ZM209 115V114H208ZM212 115V114H211ZM12 116V115H11ZM10 116V117H11ZM56 116V115H55ZM61 116V115H59ZM63 116V115H62ZM75 116V115H73ZM77 116V114H76ZM128 116V118H129ZM206 116V115H205ZM214 116V115H213ZM217 116V117H218ZM3 117L5 116H0V119H2ZM57 117V116H56ZM68 117V116H67ZM71 117V116H70ZM79 117V115L77 116ZM138 117V116H137ZM216 118V115L214 116ZM262 117L264 118V115H262ZM261 117V119H262ZM8 118V117H6ZM39 118V119H37ZM60 118V117H59ZM65 118V116H64ZM62 117V119H64ZM73 118V117H71ZM98 118V117H97ZM114 118V116H113ZM198 118V117H196ZM200 118V117H199ZM202 118V116H201ZM206 118V117H205ZM9 119V118H8ZM112 119V117H111ZM119 119V118H118ZM117 119V120H118ZM142 120H144L146 122H148V120H151V118H149V116H145L143 115V117L141 118ZM208 119V118H207ZM211 119V117H210ZM249 119V118H248ZM3 120V119H2ZM70 120V119H68ZM86 120V119H85ZM103 120V119H102ZM114 121L116 120L115 118L113 119ZM116 120V121H117ZM204 120V119H202ZM209 120V119H208ZM216 120V121H217ZM64 121H67V120H64ZM111 121V120H109ZM113 121V122H114ZM119 121V120H118ZM213 121L215 120H212V123ZM249 121H252L251 119ZM264 121V120H263ZM61 122V121H60ZM69 122V121H68ZM120 122V121H119ZM7 123V122H6ZM63 123V122H61ZM75 123V122H74ZM106 123V122H105ZM133 123V122H132ZM140 123V122H139ZM142 123V122H141ZM214 123H218V122H214ZM258 123V122H257ZM9 124V123H8ZM7 124V125H8ZM148 124V123H147ZM260 124V123H259ZM74 127H73V126ZM94 125V124H93ZM115 125V124H114ZM146 125V123H145ZM221 125V124H220ZM10 126V125H9ZM90 126V125H89ZM139 126V125H138ZM141 126V125H140ZM137 127V125H136ZM262 127V126H261ZM166 128V127H165ZM221 131L222 130H225V131H231L232 133L234 132L235 134H241L244 132L245 135H250L248 137L247 140L245 141H236V143L234 145H232L229 148L227 149H218L219 148V144H222L224 138L222 137H217L215 139H208L206 135H210V131H212L213 129H217ZM25 129V128H24ZM27 129V130H28ZM75 129V130H74ZM97 131H96V130ZM142 129V128H141ZM264 129V128H263ZM262 129V130H263ZM3 130V129H2ZM77 130H80L77 132ZM217 130V132H218ZM260 130V131H259ZM7 131V130H6ZM5 131V132H6ZM12 131V129L10 130ZM25 131V130H23ZM89 131V132H88ZM95 131V133H94ZM16 132V131H15ZM14 132V133H15ZM142 132V131H141ZM208 133L206 135H201L202 133ZM8 133V132H7ZM77 133L79 136H77ZM140 133V131H139ZM177 134V132H175ZM212 133V132H211ZM225 133V132H223ZM230 133V132H229ZM11 134V133H10ZM9 134V135H10ZM16 134V133H15ZM19 134V133H18ZM26 134V133H25ZM28 134V132H27ZM81 134V135H80ZM147 134V133H146ZM157 134V133H156ZM199 136H198V135ZM215 134V133H214ZM17 135V134H16ZM20 135V134H19ZM67 135V136H66ZM85 136V138H83V136ZM154 135V134H153ZM197 135V136H196ZM218 135V133H217ZM12 136V135H11ZM22 136V134H21ZM144 136V134L142 135ZM222 136V135H221ZM8 137V136H6ZM19 137V136H18ZM239 137V135H238ZM4 138V137H3ZM175 138V137H174ZM200 138V139H198ZM212 138V137H211ZM227 138V137H226ZM12 139V138H11ZM16 139V138H14ZM51 139L49 142L48 140ZM134 139V137H133ZM143 139V138H142ZM198 139V140H197ZM207 139V140H206ZM2 140V139H1ZM6 140V139H5ZM10 140V139H9ZM213 140V141H211ZM241 140V139H240ZM3 141V140H2ZM13 141V140H12ZM167 141V140H166ZM229 140H227L228 142ZM162 142V141H160ZM183 142V141H181ZM226 142V141H225ZM1 143V142H0ZM3 143H5V141H3ZM1 143V144H3ZM14 143V142H13ZM16 143V142H15ZM45 143L46 145H41ZM64 143L66 144H69V146H72V148L74 150L71 151V149L68 148V146L65 144V146H62ZM10 144V143H9ZM51 146L52 144L56 147H49L48 146ZM61 144V145H60ZM93 145V148L94 150L92 151H89L88 148L86 150H84V147H86V145ZM130 144V143H129ZM4 145V144H3ZM2 145V146H3ZM11 145V144H10ZM18 145V144H17ZM105 145H110L112 146V149L113 151H110L108 148L107 150L105 149ZM127 145V144H126ZM217 145H219L217 147ZM13 146V145H11ZM30 146V145H29ZM32 146V145H31ZM45 146H48V147H45ZM62 146V147H61ZM128 146V145H127ZM158 146V145H156ZM181 146V145H180ZM183 146V145H182ZM186 146V147H187ZM10 147V146H8ZM7 147V148H8ZM19 147V146H18ZM33 147V146H32ZM41 147V148H39ZM140 147V146H139ZM188 147V148H189ZM217 147V149H216ZM6 148V147H5ZM6 148V149H7ZM38 148V149H37ZM77 148V149H76ZM98 148V149H96ZM115 148H119L117 150H115ZM258 148H262L263 149V153H257V154H254L255 152H251V153H248L246 154L247 151H252L254 149H257ZM1 149V148H0ZM15 148H13L14 150ZM20 149V148H19ZM24 150H26L25 148H23ZM96 149V150H95ZM148 154H151L153 153V155H156V152L157 150H153L151 148L150 145H148ZM186 149V148H185ZM11 149L9 148V151ZM32 150V151H33ZM39 150V151H38ZM154 151V152H151L150 151ZM183 150V149H182ZM246 150V152H245ZM4 151V150H3ZM8 151V150H7ZM15 151V150H14ZM35 151V152H36ZM42 151V152H41ZM140 151V150H139ZM178 151V150H176ZM17 152V151H16ZM21 152V150H20ZM23 152V151H22ZM25 152V151H24ZM31 152V150L27 153L29 155V153ZM44 152V153H43ZM160 152V151H159ZM179 152V151H178ZM184 152V151H183ZM194 152V151H193ZM2 153V152H1ZM34 153V151H33ZM43 153V154H42ZM83 153V154H81ZM146 153V152H145ZM195 153V152H194ZM4 154V153H3ZM8 154V153H7ZM19 154H22V153H19ZM26 154V155H27ZM49 154H55L54 156H46V155H49ZM125 154V156H124ZM2 156V154H0ZM9 155V154H8ZM7 155V156H8ZM10 155H11V151H10ZM34 155V154H33ZM83 155H85L86 159H83L85 158ZM133 155V154H132ZM144 155V154H143ZM152 155V157H153ZM178 155V153H177ZM176 155V156H177ZM180 155V154H179ZM185 155V153H184ZM183 155V156H184ZM5 155H3V158H4ZM14 156H16V153L14 154ZM21 156V155H20ZM23 156V155H22ZM24 156H25V153H24ZM46 156V157H45ZM175 156V157H176ZM182 156V157H183ZM186 156V155H185ZM248 156V157H246ZM148 157V156H147ZM155 157V156H154ZM160 157V156H157V158ZM181 157V158H182ZM2 158V159H3ZM6 158V157H5ZM14 158V160L16 159V157H12ZM27 158V157H26ZM119 158V159H117ZM131 158V157H130ZM194 158V157H193ZM25 160V158H23ZM92 159V160H91ZM138 159V158H137ZM148 159H151L150 157H148ZM153 159V158H152ZM160 159V158H158ZM178 159V158H177ZM252 159V160H251ZM37 160V161H36ZM95 160V161H93ZM129 160V158L127 159ZM133 160V158H132ZM180 160V159H178ZM247 160V161H246ZM259 160V161H260ZM9 161V162H8ZM19 161V164L21 163ZM89 161L88 163L90 164L91 161L95 162L94 165H88L86 162ZM146 161H149V160H146ZM174 161V160H173ZM252 161V162H254ZM92 162V164H93ZM156 162V161H155ZM158 162V161H157ZM156 162V163H157ZM169 162V161H168ZM181 162V161H180ZM264 162V161H263ZM261 162L262 165H259L258 168H255L252 165L250 166H253L254 169H258V174L255 173V177L254 178H258L260 177V175L262 176V174L264 175V163ZM7 163V164H6ZM38 163V164H37ZM125 163V161H124ZM148 163V162H147ZM150 163V162H149ZM146 164L145 163V167L148 165L149 168H150V164ZM255 163V162H254ZM260 163V162H259ZM40 164V165H39ZM184 164V163H183ZM257 164V162H256ZM2 165V164H0ZM128 165V164H127ZM133 165V164H132ZM181 165V164H180ZM199 165V164H198ZM216 165V166H215ZM144 166V164H143ZM171 166V165H170ZM175 166V165H174ZM59 167H61L59 169ZM153 167V166H152ZM175 167H178V165H176ZM211 167V168H210ZM216 167V169H218ZM64 169L63 171L61 169ZM104 168V169H103ZM126 168V167H125ZM161 168V167H160ZM166 168V167H164ZM187 168V166H186ZM250 168V167H249ZM122 169V168H121ZM147 169V168H146ZM151 170L153 169L150 168ZM157 169V168H156ZM197 169V168H196ZM226 169V170H224ZM141 172H144V169L143 168H140L139 169ZM162 170V168H161ZM174 170V169H173ZM178 170V169H177ZM180 170V169H179ZM215 170V169H214ZM48 171V170H47ZM50 171V170H49ZM176 171V169H175ZM174 171V172H175ZM216 171V170H215ZM223 171V172H222ZM141 172H139V174H141ZM148 172V171H147ZM153 172L155 175H153ZM163 172L165 173L166 171L163 170ZM190 172L191 170L189 171V175H190ZM2 173V174H1ZM42 173V172H40ZM45 173V172H44ZM26 174V175H25ZM54 174V173H53ZM160 174V173H159ZM158 174V175H159ZM224 174V173H223ZM226 174V175H227ZM25 175V176H24ZM28 175V177H29ZM91 175V176H90ZM134 175V174H133ZM156 176V177H162V174L159 175V176ZM164 175V174H163ZM174 176V174H172ZM217 175V174H216ZM19 176V177H18ZM36 176V177H38ZM45 176V175H44ZM88 176V175H87ZM140 176V175H139ZM144 176V177H143ZM252 176V175H251ZM23 177H26L23 179ZM47 177V176H45ZM143 177V178H142ZM166 177V176H165ZM175 177V176H174ZM191 177V175L189 176ZM226 177V176H225ZM253 177V176H252ZM32 178H35V179H32ZM39 178H37L36 180H39ZM43 178V181L45 180L44 177ZM49 178V177H48ZM96 178V177H95ZM158 178V179H159ZM164 178V176L160 179L162 180ZM168 178V177H167ZM250 178V176L248 177ZM253 178V179H254ZM262 177H260L259 179H261ZM264 178V176H263ZM91 179V178H90ZM138 179V180H137ZM192 179V178H191ZM218 179V178H217ZM224 179V178H223ZM239 179V178H238ZM252 178H250L249 180H251ZM42 180V179H41ZM50 180V179H49ZM98 180V179H97ZM170 180V179H169ZM172 180V179H171ZM194 180V179H193ZM208 180V179H207ZM248 180V181H249ZM2 181V180H1ZM40 181V180H39ZM38 181V182H39ZM99 181V180H98ZM163 181H165L163 179ZM186 181V180H185ZM255 181H257L255 179ZM255 181H253V184L255 185ZM259 181V180H258ZM19 182V183H18ZM30 182V183H29ZM42 182V181H40ZM131 182V183H133ZM158 184L160 183L159 181H157ZM172 182V181H170ZM2 182H0L1 184ZM47 183V182H46ZM133 183V184H134ZM188 183V182H187ZM14 184V185H13ZM32 184V183H31ZM40 184V183H38ZM42 184V183H41ZM139 184V183H138ZM161 184V183H160ZM159 184V185H160ZM256 184H258L256 182ZM20 185V184H19ZM26 185V184H25ZM74 185H79L77 187H73ZM159 185H155L156 186H159ZM192 185V184H191ZM228 185V184H227ZM260 185V184H258ZM3 186V185H2ZM5 186V185H4ZM36 186H37V181H36ZM41 186V185H40ZM38 186V188L40 187ZM128 187L129 189L131 188ZM147 187V188H145ZM167 187V192H171L172 191H169L170 188L168 189V186H163ZM173 187V186H172ZM259 187V186H258ZM43 188V187H42ZM49 188V186H48ZM63 188V187H62ZM83 188V189H81ZM157 188V187H156ZM155 188V195L157 194L156 192L159 191L160 186H159V189H156ZM233 188V187H232ZM246 188V187H245ZM41 189V188H40ZM128 189V190H129ZM132 189V188H131ZM165 189L162 191H160L161 193L165 192ZM173 189V188H172ZM184 189V187H183ZM259 189V188H258ZM257 189V190H258ZM261 189V188H260ZM259 189V190H260ZM5 190V189H4ZM3 190V191H4ZM61 190V188L59 189ZM65 190V191H66ZM143 190V189H141ZM157 190V191H156ZM1 191V189H0ZM2 191V192H3ZM6 191V190H5ZM17 191V190H16ZM48 191V190H47ZM144 191V190H143ZM177 194V191L174 190ZM173 191V192H174ZM229 191V190H228ZM263 191V190H262ZM0 192V194L2 193ZM8 192V191H7ZM132 192V191H131ZM130 192V193H131ZM150 192V191H149ZM10 193V192H9ZM12 193V192H11ZM69 193V192H68ZM129 193V195H130ZM144 193H141L142 196H144L145 194ZM180 193V192H179ZM195 193V192H194ZM3 194V193H2ZM98 194V193H97ZM144 194V195H143ZM174 194V195H176ZM261 194V193H260ZM4 195V194H3ZM6 195V193H5ZM9 195V194H7ZM68 195V194H67ZM95 195V194H94ZM140 195V194H139ZM151 196L154 195L153 193L150 194ZM150 195H148L150 197ZM162 195H166V194H162ZM185 195V194H184ZM158 196H161L158 194ZM156 195V197H158ZM178 198V195H176ZM10 197V195L8 196ZM14 197V195H13ZM87 197V196H86ZM141 197V196H140ZM180 197V195H179ZM136 200H134V199ZM151 198V197H150ZM138 199L140 201H138ZM134 202V204L132 203V201ZM178 200V199H177ZM176 200V201H177ZM82 202L79 206L77 204V206L75 205L76 203L75 202ZM88 201V200H87ZM122 201V202H121ZM140 204V206H136L138 202ZM260 201V200H259ZM74 202V203H73ZM120 202V203H119ZM137 202V203H136ZM145 202V201H144ZM147 202V201H146ZM151 202V201H150ZM149 202V203H150ZM179 202V200H178ZM264 202V201H263ZM12 203V202H11ZM15 203V202H14ZM118 203L119 205H123L124 208L126 207V209L128 211L126 212H129L130 215H133V216H129V214L127 215V213H125V210H122L124 211V216L123 217H119V214H123V213H119V210L121 209V207L118 206ZM122 203V204H121ZM136 203V204H135ZM181 203V202H180ZM178 203V204H180ZM258 203V202H257ZM177 204V203H176ZM177 204V206H178ZM16 205V204H15ZM145 205H147L145 203ZM176 206V205H175ZM181 206V205H180ZM84 207V206H83ZM123 209V207H122ZM147 210H150V209H147ZM152 211V210H151ZM150 212V211H148ZM154 211H152L153 213ZM100 213H104L103 215H100ZM144 213V212H143ZM147 213V212H146ZM143 214V215H147L146 218H151V216H154V215H151L152 213H150V215L148 214ZM137 214V215H136ZM158 215H160L158 212H157ZM164 214V212L162 213ZM125 215H127V217H125ZM136 215V216H134ZM57 216V215H56ZM70 216V215H69ZM51 217V215H50ZM158 217V216H157ZM57 218V217H56ZM60 220V218H57ZM75 219L77 218L78 219V216L74 217ZM80 218V217H79ZM138 218V217H137ZM81 219H78V221H82ZM50 220V219H49ZM53 220V218L51 219ZM88 220V219H87ZM97 220V219H96ZM96 220L93 222L94 225H96ZM115 220H118L117 222ZM119 220H122L125 225L126 224V227H124V225L122 223L119 222ZM105 221V220H104ZM121 221V222H122ZM139 225H138V223ZM90 221V224L92 223ZM107 222V221H106ZM135 222V223H133ZM174 222V221H173ZM178 222V220L176 221ZM181 222V221H179ZM183 222V221H182ZM181 222V223H182ZM185 222V221H184ZM53 223V222H52ZM72 223V222H71ZM77 223V222H75ZM115 223V224H114ZM136 225L137 224V227L136 226H133L132 225ZM159 223V222H158ZM165 223V222H164ZM179 223V224H181ZM73 224V223H72ZM82 224V223H81ZM84 224V223H83ZM156 224V223H154ZM160 224V223H159ZM186 224V223H185ZM79 225V224H78ZM59 226V225H57ZM77 226V225H76ZM80 226V225H79ZM82 226V225H81ZM80 226V227H81ZM60 227V226H59ZM65 227V226H64ZM69 227H72L69 225ZM112 227V226H111ZM142 227V228H141ZM160 229L162 228L161 227V224L160 226H158ZM165 227V226H163ZM68 228V227H67ZM76 228H79V227H76ZM97 228H94V230H96ZM156 228H157V224H156ZM158 228V230H159ZM59 229V228H57ZM92 229V228H91ZM146 229V231H144ZM155 229V228H154ZM165 228H163V230H165ZM60 230V229H59ZM66 230V229H65ZM82 230V229H81ZM84 230V229H83ZM87 230V229H86ZM61 231V230H60ZM71 231V230H70ZM75 231V230H74ZM161 230H159L158 232L156 231L154 234L155 238L156 237V234L158 233V235L160 236L162 231L160 232ZM186 231V230H185ZM63 232V231H62ZM64 232H67V231H64ZM76 232V231H75ZM85 232H88V231H85ZM83 232V233H85ZM135 232L133 233V235L135 234ZM138 232V231H137ZM163 232H166L163 231ZM60 233V232H59ZM68 233V232H67ZM89 233H92L91 231H89ZM95 234V232H93ZM97 233V232H96ZM123 233V232H122ZM182 233V232H180ZM180 233H177L175 234L177 237L178 234ZM224 233V232H223ZM235 233V232H234ZM66 234V233H65ZM70 234V233H69ZM80 233H78L79 235ZM88 234V233H87ZM124 234V233H123ZM128 234V233H127ZM131 232L129 233L128 236H130ZM144 234H141V235H144ZM165 234V233H164ZM221 234V232H220ZM62 235H64L62 233ZM73 235V234H72ZM140 235V234H139ZM168 235L169 238L171 239L172 236L170 235H173V234H165V236ZM183 235V236H182ZM185 235V232L183 234H180V236H182L181 239L183 238H187L184 237ZM215 235V234H214ZM218 235V234H217ZM222 235V234H221ZM226 235V234H224ZM71 236V235H70ZM69 236V237H70ZM88 236V235H87ZM115 236V235H114ZM153 236V238H154ZM194 236V235H193ZM227 236V235H226ZM225 236V238H226ZM3 237V236H2ZM12 237V235H11ZM74 237V236H73ZM77 237V235H76ZM91 237V236H90ZM95 236V238H97ZM116 237V236H115ZM136 237V236H135ZM144 237V236H143ZM142 237L141 240H143L144 238ZM148 237V236H147ZM164 237L163 233H162V236L160 238ZM197 237H200V236H197ZM219 237V236H217ZM233 237V236H232ZM5 238V236H4ZM71 240H72V237H70ZM118 239V237H116ZM149 238V237H148ZM147 238V240H148ZM174 239V237H172ZM191 238V236H190ZM231 238V237H230ZM235 238V236H234ZM7 239V238H6ZM5 239V240H6ZM81 239H82V236H81ZM130 239V237H129ZM140 239V238H139ZM152 238H150L149 240H151ZM163 239V238H162ZM165 239V237H164ZM166 239L167 236H166ZM168 239L169 241L172 242V240ZM176 239V237H175ZM189 239V238H188ZM9 240V239H8ZM70 240V241H71ZM74 240V239H73ZM113 241V239H111ZM116 240V239H115ZM132 240V239H131ZM130 240V241H131ZM193 240V239H192ZM95 241V240H94ZM111 241V243H113ZM118 242H120V240H116ZM127 241V240H126ZM133 241V240H132ZM137 241V240H135ZM145 241V239H144ZM142 242V243H145V245H147V241L146 242ZM81 242V240H80ZM79 242V244H80ZM88 242V241H86ZM100 242V241H99ZM134 242V241H133ZM152 242V241H151ZM76 243V242H75ZM124 243V242H123ZM127 243V242H126ZM140 243V242H139ZM162 243V242H161ZM160 243V248H161V245L162 246H165L163 243L161 244ZM177 243V242H176ZM233 243V242H232ZM77 244V243H76ZM88 244V243H87ZM97 245V243H95ZM117 243H114V245L110 246L111 247H115ZM138 244V243H137ZM149 244V243H148ZM157 244V243H155ZM178 244V243H177ZM176 244V245H177ZM72 245V244H71ZM75 245V244H74ZM83 246V244H81ZM89 245V244H88ZM99 245V244H98ZM125 245V244H124ZM123 245V247H124ZM142 245V244H140ZM144 245V244H143ZM152 245H153V242H152ZM158 245V244H157ZM155 245V246H157ZM73 246V245H72ZM77 246V245H76ZM81 248H84L82 247ZM135 246V245H133ZM138 246V245H137ZM136 246V247H137ZM158 246V248H159ZM172 245L170 244V249L172 248L171 247ZM183 246V245H182ZM182 246H179L182 247ZM38 247V246H37ZM95 247V246H94ZM128 247V246H126ZM150 247V246H149ZM153 247V246H152ZM151 247V249H152ZM167 247V246H166ZM175 247V245H173V248ZM62 248V247H61ZM80 248V249H81ZM86 248V247H85ZM142 248V247H140ZM154 248V247H153ZM164 248V247H163ZM162 248V249H163ZM177 248V246H176ZM178 248L179 251H181L180 249ZM186 248V247H185ZM232 248V247H231ZM37 249V248H36ZM66 249V248H64ZM77 249V247H76ZM114 249V248H113ZM113 249H111L110 252L113 251ZM139 249V247L137 248ZM149 249V248H147ZM146 249V250H147ZM59 250V249H57ZM67 250V249H66ZM78 250V249H77ZM86 250V249H85ZM92 250V249H91ZM169 250V249H167ZM176 250V249H175ZM174 250V251H175ZM177 250V252H178ZM230 250V249H229ZM44 251V250H43ZM68 251V250H67ZM75 251V250H74ZM82 251V250H81ZM106 251V250H105ZM154 251V250H153ZM164 250H162L163 252ZM198 251V250H197ZM30 252V251H29ZM32 252V251H31ZM40 252V251H39ZM45 252V251H44ZM69 252V251H68ZM73 252V251H72ZM76 252V251H75ZM83 252V251H82ZM85 252V251H84ZM83 252V254H84ZM89 252V251H88ZM99 252V251H98ZM101 252V251H100ZM103 252V251H102ZM114 252V255H113V258H111V255H110V260H107L105 262V264H118L119 262H121V264H123L124 260H121L119 257H117V255L115 256V250L113 251ZM120 252V251H118ZM161 252V253H162ZM165 252V251H164ZM163 252V253H164ZM168 252V251H167ZM184 252V251H183ZM192 252V251H191ZM190 252V254H191ZM195 252V251H194ZM193 252V253H194ZM52 253V251L50 252ZM81 253V252H80ZM87 253V252H86ZM85 253V254H86ZM96 253V252H95ZM108 253H109V250H108ZM122 253V252H121ZM124 253V252H123ZM136 253V252H135ZM142 253V252H141ZM140 253V254H141ZM144 253V252H143ZM162 253V254H163ZM170 253V252H169ZM182 253V251H181ZM185 253V252H184ZM25 254V253H24ZM47 254V253H46ZM75 255H77V253H74ZM73 254V255H74ZM84 254V255H85ZM160 254V255H162ZM183 254V253H182ZM198 254V253H197ZM36 255V254H35ZM70 255V254H68ZM72 255V254H71ZM82 255V254H81ZM154 255V254H153ZM165 255V254H164ZM179 255V254H177ZM189 255V253H188ZM45 256V254H44ZM126 256V255H125ZM187 256V255H186ZM32 257V256H31ZM35 257V256H33ZM63 257H65L63 255ZM81 257V256H80ZM98 257V256H96ZM95 257V258H96ZM101 257V256H100ZM109 257V256H108ZM123 257V256H122ZM137 257V256H136ZM141 257V256H140ZM146 257V256H145ZM160 257V256H159ZM189 257V256H188ZM186 257V258H188ZM193 257V256H192ZM191 257V258H192ZM203 257V256H202ZM44 258V257H43ZM56 258V257H55ZM83 258V257H82ZM151 258V257H150ZM153 258V257H152ZM178 258V257H177ZM50 259V257H49ZM98 259V258H97ZM96 259V260H97ZM100 259V258H99ZM98 261H101V259ZM112 259V260H111ZM126 259V258H125ZM141 259V258H140ZM154 259V258H153ZM156 259V258H155ZM161 259V258H160ZM86 260V259H85ZM95 260V259H94ZM144 259H142L143 261ZM180 260H181V257H180ZM222 260V258L220 259ZM39 261V260H37ZM67 261V260H66ZM69 261V260H68ZM133 261V260H132ZM150 261V260H149ZM162 261V260H161ZM197 261V260H195ZM219 261V260H218ZM32 262H34V258L32 259ZM47 262V261H46ZM49 262V261H48ZM74 262V260H73ZM96 262V261H94ZM131 262V261H130ZM130 262H125V264H131ZM157 262V261H156ZM159 262V261H158ZM163 262V261H162ZM174 262V260H173ZM177 262V261H175ZM220 262V261H219ZM35 263V262H34ZM54 263V262H53ZM59 263V262H57ZM71 263V262H70ZM68 263V264H70ZM77 263V261L75 262ZM100 263V262H99ZM137 263H141L139 261H136V264ZM146 264V262H144ZM143 263V264H144ZM155 263V262H154ZM222 263V262H221ZM40 264V263H39ZM48 264V263H47ZM65 264V263H64ZM80 264H92L90 262H83L82 261L80 262ZM94 264V263H93ZM97 264V263H95ZM102 264H103V261H102ZM135 264V263H134ZM156 264V263H155ZM160 264V262H159ZM171 264H173L171 262ZM180 264V263H179Z\"/></svg>",
	"mask_w": 264,
	"mask_h": 264
}]
</instances>
